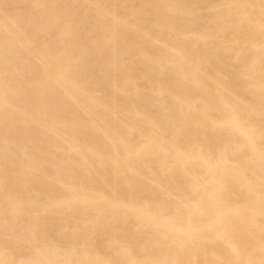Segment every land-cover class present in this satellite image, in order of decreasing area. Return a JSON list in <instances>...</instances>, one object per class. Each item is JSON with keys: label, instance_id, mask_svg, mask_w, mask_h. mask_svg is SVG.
<instances>
[{"label": "bare ground", "instance_id": "6f19581e", "mask_svg": "<svg viewBox=\"0 0 264 264\" xmlns=\"http://www.w3.org/2000/svg\"><path fill=\"white\" fill-rule=\"evenodd\" d=\"M0 264H264V0H0Z\"/></svg>", "mask_w": 264, "mask_h": 264}]
</instances>
